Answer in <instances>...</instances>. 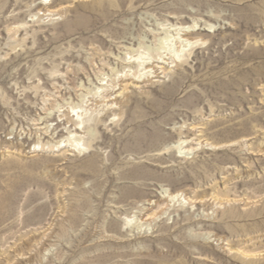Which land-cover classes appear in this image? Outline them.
Returning a JSON list of instances; mask_svg holds the SVG:
<instances>
[{"label":"rangeland","instance_id":"rangeland-1","mask_svg":"<svg viewBox=\"0 0 264 264\" xmlns=\"http://www.w3.org/2000/svg\"><path fill=\"white\" fill-rule=\"evenodd\" d=\"M0 264H264V0H0Z\"/></svg>","mask_w":264,"mask_h":264},{"label":"bare ground","instance_id":"bare-ground-1","mask_svg":"<svg viewBox=\"0 0 264 264\" xmlns=\"http://www.w3.org/2000/svg\"><path fill=\"white\" fill-rule=\"evenodd\" d=\"M165 50H167V48L165 49ZM181 53V52H180ZM180 53H178L177 55H179ZM138 60V59H137ZM144 63V62H143ZM143 63H139V65L141 66ZM87 120H90V119H87ZM81 142V140H78L77 141V144H79ZM71 143V142H70ZM73 145V144H72ZM179 147V146H178ZM179 150V149H178ZM179 152V151H178Z\"/></svg>","mask_w":264,"mask_h":264}]
</instances>
